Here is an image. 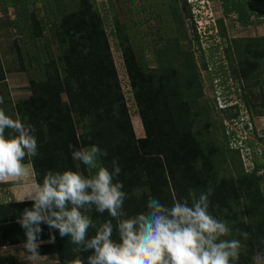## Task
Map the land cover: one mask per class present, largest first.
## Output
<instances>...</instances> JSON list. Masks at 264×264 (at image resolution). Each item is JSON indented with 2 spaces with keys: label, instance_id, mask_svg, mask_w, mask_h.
I'll return each mask as SVG.
<instances>
[{
  "label": "trees",
  "instance_id": "16d2710c",
  "mask_svg": "<svg viewBox=\"0 0 264 264\" xmlns=\"http://www.w3.org/2000/svg\"><path fill=\"white\" fill-rule=\"evenodd\" d=\"M219 1L223 17L216 19L215 28L224 39V17L235 14L239 25L249 26L254 24V14L257 18L264 15V0ZM58 2L62 4V0ZM95 2L76 0L74 9L69 11L67 6L58 9L44 27L42 19L34 25L26 17L19 19L27 11L28 0H0L5 12L7 8L15 11L16 18L9 21L10 26L21 31L23 23L31 30L29 39L34 45L32 61L37 71L36 77L30 74V94L12 103L11 111L6 114L35 129L39 154L31 163L25 160L33 169L35 182L42 183L48 171L72 170L89 176L87 166L73 160L71 153L96 145L108 153L107 157L100 158L104 166L111 170L112 161L117 160L121 167L118 179L128 194L124 209L129 216L146 210L150 197L171 206L174 199L187 197L190 189L199 193L211 188L210 212L228 223L231 235L225 238L238 239L241 243L239 257L233 264H254V256L264 264V185L263 176L257 173L264 168V154L256 155L252 167L245 168L238 149L230 146L231 136L223 121L214 122L208 117L212 105L207 100L205 106L200 103L204 97L200 72L208 66L204 55L201 54L197 63L192 51L182 48L176 41L175 45L166 43L162 48L155 45L154 58L146 60L147 66H143L144 57L134 53L125 26L113 18L111 33L116 36L144 131L143 136L138 137L130 120L103 17ZM167 2L178 35L186 38L180 0ZM184 10L193 33V37L188 38L189 45L196 42L200 46L203 30L199 31L190 3ZM48 29L56 42L58 52L55 56L47 54L41 49V43H37ZM231 42L224 49L229 77L241 82L238 95L245 106L254 108L257 114H264V64L260 63L264 60V36L233 38ZM4 81L0 60V83ZM255 87L260 92L259 103H251L244 91ZM8 102L10 100L4 98L0 109ZM232 109L235 111L231 112ZM237 109L238 105L233 104L221 110L227 120L233 121L238 118ZM203 117L208 121L197 129L196 124ZM208 125L219 128L215 133L220 135L223 144L215 139ZM9 131L6 130V135ZM228 158L236 163V174L221 177L220 169ZM32 206V201L1 204L0 230L8 220L20 218L23 210ZM9 209L12 214L8 217L4 213ZM86 214L97 224L111 219L107 212L100 214L94 208ZM12 226L13 235L0 234V246L25 242L21 225L16 222ZM41 228L38 240L52 241L39 245V254L56 255L58 264H67L77 258L87 264L91 250L78 252L69 237H61L58 230L46 224H41ZM241 232L248 233L246 239ZM94 234L95 229H90L89 237ZM113 238H118L115 233Z\"/></svg>",
  "mask_w": 264,
  "mask_h": 264
},
{
  "label": "clouds",
  "instance_id": "9594fccd",
  "mask_svg": "<svg viewBox=\"0 0 264 264\" xmlns=\"http://www.w3.org/2000/svg\"><path fill=\"white\" fill-rule=\"evenodd\" d=\"M222 102H217L221 109ZM3 103L4 97L0 96V104ZM6 130H10L8 135ZM34 132L32 125L0 109V182L18 183L29 176L25 160L31 163L39 154ZM236 132L229 131L230 142L240 138V143L246 145L247 134L240 136ZM71 155L87 166L89 176L72 170L48 171L42 183L30 185L27 198L16 200L33 202L32 208H25L17 221L25 231L23 248L30 259L40 256L41 224L58 230L61 237H69L77 246L76 251L91 250L87 264H233L238 259L240 241L226 239L231 235L228 223L209 210L211 188L199 193L190 189L187 197L174 199L171 206L150 197L146 210L129 216L124 209L128 194L118 179V161H112L111 170L104 166L100 158L108 153L96 145L73 150ZM93 208L100 214L107 212L111 219L94 223L86 214ZM90 229H95L91 237ZM114 233L117 239L113 238ZM240 234L245 239L248 236L246 232ZM67 264L84 261L77 258Z\"/></svg>",
  "mask_w": 264,
  "mask_h": 264
},
{
  "label": "rangeland",
  "instance_id": "374dc122",
  "mask_svg": "<svg viewBox=\"0 0 264 264\" xmlns=\"http://www.w3.org/2000/svg\"><path fill=\"white\" fill-rule=\"evenodd\" d=\"M75 1L62 0L61 4L58 0H35L34 2L28 0L27 11L25 14L23 12V15L19 19L26 17L31 20L33 25L42 19L43 26L46 27L47 25L45 24H49L48 19H53L54 13L59 12L58 9L62 10V7L67 6L70 11L74 9ZM95 1L97 9L103 17L114 65L123 87L135 135L138 137L143 136L144 131L132 99L124 60L121 51L117 47L116 36L111 33L114 29V17L125 26V30L130 36L134 53H141L143 55V66H147L145 64L146 60L150 61L154 58L152 51L155 45L162 48L166 43L175 45L176 41H178L182 48L192 51L194 60L197 63H199L201 54L204 55L208 66L200 72L204 87V97H202L200 103L205 106V100H207L212 105V111L208 112V117H211L214 122L221 119L225 127H227V131H231L232 129L237 130L236 134L240 136L241 133L243 135L247 134L245 135L246 143L244 142L246 145H242L240 138H238L237 141L230 142V146L233 149H238L244 167L250 169L253 164V158L256 155L261 156V154H264V141L260 140L261 137L264 138V114H257L255 112L257 110L248 108L240 100L238 92L241 82L234 81L229 77L228 60L224 57V49L227 44L231 45L233 38L241 39V37L264 36V15L257 18L254 14V24L249 26L239 25L235 20V14L224 17L226 33V38L224 39L219 36L217 28H215L216 19L223 17L219 0H180V11L183 13L181 15L183 30L187 35L186 38H183L178 35V30L174 23L175 18L171 13L167 0ZM188 1H192L190 3L192 12L199 14V16L195 17L197 25L207 32L200 39V46L196 42H192L189 45L188 38L193 37V33L191 21L184 14L185 6L189 3ZM134 7H137V9H134ZM4 8L0 4V60L5 78V81L0 83V96L10 100L2 108L5 113H8L11 111L12 103H16L19 99H23L30 94L31 83L29 78L31 75L36 77L37 65L32 61L35 53L34 45L29 39L31 30L23 26V23H21V31L11 27L9 21L16 18L15 11L12 8H7V12H5ZM63 12L66 13V11ZM39 42L41 43V49L46 51L47 54L53 53L54 55L58 52L56 42L51 36V29L43 33L41 40L37 41V43ZM231 54H233V51H231ZM260 63L263 65L264 60ZM148 65L155 66L154 63L150 62H148ZM27 70L29 73H27ZM224 77L227 78L226 81H224ZM244 91L250 98L251 103H259L260 92L257 87L248 90L244 89ZM219 99L223 101L222 106L224 108L237 104L238 118L233 121L227 120L225 112L217 106ZM234 111L235 109L231 110V112ZM206 121H208V118H201L200 122H197L196 128L200 129V127L206 125ZM245 125L248 126L247 129ZM208 126L210 132L216 135L215 139L223 144L220 135L215 133L219 131V128H215L213 125ZM251 128H253L255 134L250 131L252 130ZM77 131L78 133L80 132L79 129ZM262 159L264 160V157ZM235 165L236 163L228 158L225 166L220 169L221 177L227 178L228 175H235ZM257 173L263 176L262 185H264V168L260 169ZM262 192L264 194V186ZM26 253L27 251L24 253L20 249L18 250V248L13 247L0 249V264H58V259L54 254L30 259ZM254 264H262L258 256H254Z\"/></svg>",
  "mask_w": 264,
  "mask_h": 264
},
{
  "label": "crops",
  "instance_id": "0c3cea01",
  "mask_svg": "<svg viewBox=\"0 0 264 264\" xmlns=\"http://www.w3.org/2000/svg\"><path fill=\"white\" fill-rule=\"evenodd\" d=\"M29 166V176L25 179L22 180L20 182H13L11 180L6 181V182H0V205L1 204H5V203H16L18 199L22 200L28 197L29 193H30V185L32 183H35V178L33 175V169L31 167L30 164H28ZM24 201H30V200H24ZM11 213V209H9L8 211H6L4 213L5 216H10ZM2 215V214H1ZM17 218L14 220H8V222H6L7 224H5V229L1 228L0 230V234L2 235L4 232H7L9 235H13V223H16L18 221V216H16ZM18 223V222H17ZM52 240L51 239H46V240H38L39 245L41 244H46V243H50ZM23 243L24 242H20V243H16V244H10V245H2L0 246V249H8L9 247H13V248H18V250L20 249V251L24 252V248H23ZM28 256V252L26 253ZM43 255H49V254H40V256ZM53 255V254H51ZM11 263V262H10Z\"/></svg>",
  "mask_w": 264,
  "mask_h": 264
},
{
  "label": "built area",
  "instance_id": "2783aa9c",
  "mask_svg": "<svg viewBox=\"0 0 264 264\" xmlns=\"http://www.w3.org/2000/svg\"><path fill=\"white\" fill-rule=\"evenodd\" d=\"M189 3H192V1H188ZM194 16L197 17V15L194 13ZM196 19V18H195ZM197 22V21H196ZM199 27V26H198ZM199 31L203 30L202 34H206L207 32L205 31V29H201V27H199Z\"/></svg>",
  "mask_w": 264,
  "mask_h": 264
}]
</instances>
